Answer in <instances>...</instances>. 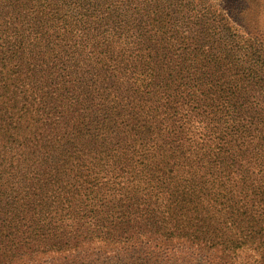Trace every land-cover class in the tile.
<instances>
[{"label":"trees","instance_id":"obj_1","mask_svg":"<svg viewBox=\"0 0 264 264\" xmlns=\"http://www.w3.org/2000/svg\"><path fill=\"white\" fill-rule=\"evenodd\" d=\"M248 12L0 0V264H264V23L243 33Z\"/></svg>","mask_w":264,"mask_h":264},{"label":"rangeland","instance_id":"obj_2","mask_svg":"<svg viewBox=\"0 0 264 264\" xmlns=\"http://www.w3.org/2000/svg\"><path fill=\"white\" fill-rule=\"evenodd\" d=\"M261 1L262 4L259 0H245V4L246 6H248V11H249L247 17L245 18L246 21L242 20L241 15L240 16L234 15L236 16L240 24L238 25V27L243 33L246 31L245 28H250L251 30H256L257 32H259V24L261 25V22L264 23V0ZM259 2L261 4L260 6H259ZM230 12H232L231 13L232 15L234 14L233 11ZM257 23L258 26L255 27V24ZM241 24H243L244 27L241 26ZM254 254L255 253L251 251H241L238 254V264H252Z\"/></svg>","mask_w":264,"mask_h":264}]
</instances>
